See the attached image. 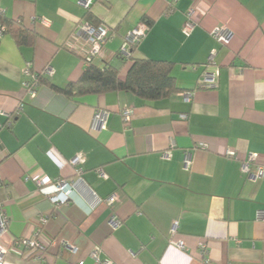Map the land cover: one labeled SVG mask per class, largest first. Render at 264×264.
Masks as SVG:
<instances>
[{
  "label": "crops",
  "instance_id": "obj_1",
  "mask_svg": "<svg viewBox=\"0 0 264 264\" xmlns=\"http://www.w3.org/2000/svg\"><path fill=\"white\" fill-rule=\"evenodd\" d=\"M189 9L196 25L185 36ZM0 14L35 35L21 44L0 35V204L9 218L3 264H99L95 248L111 264H264V219L256 217L264 177L240 168L249 153L264 165V0H107L89 10L78 0H0ZM87 16L108 29L94 64L110 63L124 79L135 59L171 61L179 91L153 101L122 91L59 95L54 88L86 67L78 25ZM142 21L148 30L122 58L125 37ZM215 26L230 32L228 45L212 36ZM213 49L217 86L199 88ZM27 66L51 70L35 97L23 87ZM98 111L109 114L107 125L93 129ZM80 153L84 162L72 165ZM38 178L67 180L69 204L54 208ZM111 194L117 200L108 206ZM175 226L182 249L170 243ZM37 227L50 242L42 261L13 244Z\"/></svg>",
  "mask_w": 264,
  "mask_h": 264
},
{
  "label": "built area",
  "instance_id": "obj_2",
  "mask_svg": "<svg viewBox=\"0 0 264 264\" xmlns=\"http://www.w3.org/2000/svg\"><path fill=\"white\" fill-rule=\"evenodd\" d=\"M96 1L106 2L107 0H78L79 5L83 6L85 9L89 10L90 7ZM44 21V20H43ZM196 25V20L194 17L193 9H189L186 12V19L182 25L181 31L185 36H189L193 31ZM148 23L145 21L139 22L125 37L124 42L121 45V48L118 52V55L122 58H129L131 56L132 49L140 42V40L144 37L146 31L148 30ZM78 31L84 39L86 44V49L82 52V58L85 64L92 62L96 57H99L102 53L103 47L108 39V29L101 23L94 24L89 20H83L78 25ZM212 36L222 45H228L230 41V32L224 26H215L211 30ZM216 54V50L213 49L210 51V54L207 58V61L203 65V70L200 74L197 86L199 88H215L217 86V77H216V63L214 60V56ZM25 76L27 77L24 80L23 87L28 92L31 97H35L37 94V88L39 87L38 75L45 76L51 73L50 69H45L40 73H35L30 71V67L27 66L24 70ZM132 114V110L130 108H124L121 111V115L124 122H128L130 120ZM109 114L107 112L98 111L93 116V122L91 127L93 129L103 128L107 125ZM182 117H186V115H182ZM204 145H202L203 147ZM168 156V153H165ZM227 156L233 157L235 155L232 149L227 150ZM85 160L84 154H77L74 156L69 162L72 165H77L79 163H83ZM183 163L185 168L191 164V156L188 153H185L183 158ZM241 171L248 175L253 176L255 178L264 177V165L257 164V154L249 153L247 157L241 162ZM81 169L77 170L79 174ZM98 173L102 177H106L105 173L102 170H98ZM37 186L39 190L45 194L52 202L54 208H60L61 206H65L69 204L70 193L72 191L71 184L62 178H38L36 180ZM117 200L116 194H111L107 196L104 202L108 206H112L113 203ZM46 215H41L38 219V224L42 225V223L46 220ZM256 217L258 219H264V210H257ZM111 222H116V218L111 216ZM9 226V218L5 214L3 210V206L0 204V264H3L4 256L9 251L7 245H5V234L8 230ZM172 238L170 239V243L182 249L184 247L183 241L179 238H174L176 234V226L171 230ZM42 228L37 227L33 236L31 238L20 237L14 240L13 244L15 246H20L19 253L27 257H31L37 260H44L46 254L49 249V241L46 238L41 237ZM202 253L205 254L206 246L205 244L201 245ZM91 257H93L99 264H111L109 260L100 261L98 257V248H95L91 252ZM77 264H83L82 261ZM203 264H209V260L207 258L203 259Z\"/></svg>",
  "mask_w": 264,
  "mask_h": 264
},
{
  "label": "trees",
  "instance_id": "obj_3",
  "mask_svg": "<svg viewBox=\"0 0 264 264\" xmlns=\"http://www.w3.org/2000/svg\"><path fill=\"white\" fill-rule=\"evenodd\" d=\"M87 19L98 24L91 16H87ZM3 33H10L18 44L30 42L35 36L19 21L0 14V35ZM172 66L171 61L135 59L126 77L121 79L117 67L110 63L98 66L92 61L86 64L77 80L54 90L67 99L122 91L130 92L144 101L158 100L179 91L171 76ZM38 82L39 85L43 82V76L38 75Z\"/></svg>",
  "mask_w": 264,
  "mask_h": 264
}]
</instances>
